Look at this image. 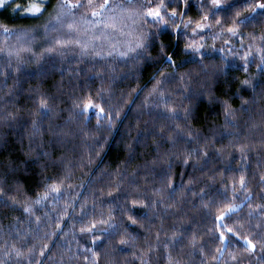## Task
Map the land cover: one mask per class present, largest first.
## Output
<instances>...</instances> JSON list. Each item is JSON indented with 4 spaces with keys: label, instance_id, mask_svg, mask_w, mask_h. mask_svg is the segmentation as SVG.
<instances>
[{
    "label": "trees",
    "instance_id": "16d2710c",
    "mask_svg": "<svg viewBox=\"0 0 264 264\" xmlns=\"http://www.w3.org/2000/svg\"><path fill=\"white\" fill-rule=\"evenodd\" d=\"M15 3L27 6L28 0H10L8 6L0 8V24L29 31L35 39L18 42L15 36L6 37L0 31V49H3L0 51V117L12 113L17 118L0 119V188L4 189L6 197L14 196L20 202L13 205L10 201L9 207L0 205V260L4 264H90L81 255H90L84 252L89 248L98 252V264H264V184L260 183L264 175V70L257 67L261 61L255 49L254 62L244 71L239 56L208 47L203 59V64L208 66L205 74L197 63L190 62L185 52L184 44L189 37L177 35L171 29L161 31L157 24L149 22L142 30L156 33L149 43L152 59L139 64L116 55L104 59L81 56L79 49L63 56L53 53L37 59L33 53L39 54L49 46L52 37L59 35L45 33L43 27L49 14H54L57 0H49L48 11L39 19L22 15L20 11L13 12ZM198 5L199 0H192L185 19L200 20ZM183 10L181 5L178 11ZM218 18L223 19V14ZM242 31L244 36L233 39L232 47L245 52L246 48L241 49V39L247 45L250 33L257 37L264 34V20L242 26ZM202 42L209 46L214 43L217 48L223 46L222 40L213 41L210 35H205ZM255 43L260 45L261 41L257 39ZM161 44L166 52L173 54L172 67L177 77L184 76L183 82L177 79L169 86L174 102L189 106V102L182 99L185 93L181 88L194 97L190 105L191 127L198 130L201 144L191 146L201 147L203 138L210 142L204 148L209 158L201 159L199 168L186 167L172 159L175 200H168L164 192V203L152 204V200L158 199L154 192L161 187V179L148 173L153 167L166 165L163 162L152 164L156 158L153 141L158 137H146L137 144L138 132L145 128L144 121L149 120L147 114L141 117L139 110L147 89L131 112L126 101L135 97L133 90L146 83L151 88L150 78L158 69L172 70L164 68ZM21 47H30L32 52L20 51L18 58L16 51ZM244 79L251 82L250 86L240 85ZM102 89L107 90L105 98L110 97L112 107L121 111V119L116 120L111 132L106 125L97 131L95 118L87 124L71 118L77 96ZM40 94L49 98L54 111L52 118L41 124V132L33 136L31 125L25 122L36 119L33 113L38 108ZM222 100H227L236 113V129L225 123ZM244 101L247 111L241 110ZM147 127L151 128L152 124ZM230 131H238L239 135L229 137ZM241 145H247L244 159L240 158ZM221 148L223 154L217 156L216 150ZM241 175L247 181V192L240 191ZM134 176L135 183H130ZM61 180V187L66 191L59 201L50 197L48 201L34 203L46 190V182L60 184ZM233 186L237 189L235 194ZM225 190L227 202L222 196ZM248 192L251 193L249 201L241 203ZM72 200L76 201L75 205L67 207ZM133 200L143 201V204L133 206ZM229 202L239 204L240 208L225 223L239 228L257 248L255 253H250L244 250L242 242H234L228 246L224 259L217 261L212 257L219 255L216 249L222 244L215 239L219 231L215 217ZM24 206L31 207L32 215L23 212ZM82 207L93 214L85 217V221L108 219L111 209L113 221L126 226L127 233L121 227L120 235L109 241L102 239L104 234L98 232L96 238L103 247L94 246L93 237L79 231L84 226L80 223ZM129 208L133 211H127ZM129 215L137 219L136 225L130 223ZM57 223L63 231L44 239L46 234L55 231ZM122 237L128 239L129 244L120 248L118 243ZM44 244L49 247L41 256ZM12 245L24 256H5L6 249ZM229 254L236 255L237 260L229 259Z\"/></svg>",
    "mask_w": 264,
    "mask_h": 264
},
{
    "label": "snow or ice",
    "instance_id": "6c2138e0",
    "mask_svg": "<svg viewBox=\"0 0 264 264\" xmlns=\"http://www.w3.org/2000/svg\"><path fill=\"white\" fill-rule=\"evenodd\" d=\"M9 2L10 0H0V8L8 6ZM12 2H15V0H12ZM48 3L49 0H28L27 6L15 3L12 11H20L22 15L39 19L48 11ZM191 3L192 0H57L54 6V14H49V20L43 27L45 33H57L59 35L52 37L49 46L44 48L39 54L33 53V56L37 59H42L45 54L53 53L63 56L68 51L75 52L79 49L81 56L87 55L104 59L105 57L116 55L124 61L131 60L139 64L141 61L152 59L149 52V43L150 37H154L156 33H146L142 30L145 25H149V22H151L157 24L161 31L171 29L177 35L189 37L188 41L184 44L185 52L191 58L190 62L197 63L205 74H207L208 66L203 64V59L207 55L206 49L208 47L219 52L227 50V52L239 56L240 60L243 61L242 66L244 71H247L249 63L254 62L253 49H255L261 61L257 67L264 70V34L257 37L250 33V42L247 45L241 39V49L246 48L247 51L245 52L232 47L233 39L244 36L242 26H248L264 20V0H199L198 14L200 15V20L195 22L190 17L185 19ZM181 5H183L184 10L178 11ZM221 13L223 14V19L218 18ZM178 19L179 22H177ZM214 28L216 30L212 31ZM0 31L6 37L15 36L18 42L23 40L27 43L35 39L31 32L24 29H12L5 24H0ZM205 35H210L213 41L217 39L222 40L223 46L217 48L214 43L210 46L206 45L202 42ZM117 36L125 37V39H115ZM225 36L228 38L225 39ZM257 39L261 41L260 45H256ZM0 51H3V49H0ZM20 51L32 52V49L30 47H21L16 51L18 58ZM160 51L162 60L166 62L164 68H172V70L169 72L163 68L158 69L150 78L152 82L151 88H148L146 83L140 88L133 90L136 94L135 97L132 100L126 101L129 106L128 111L131 112L132 106L136 104V100L147 89V94L144 95V99L139 105V110L141 117L147 114L149 120L144 121L145 128L138 132L136 140L137 144H140L146 137H158V140L153 141L156 158L152 161V164L155 166L163 162L166 165L158 169L153 167L148 173L150 176H159L161 179V187L157 188L154 192V195L158 199L152 200V204L164 203L165 196L162 195L164 192H167L166 198L168 200H175L177 190L172 181V159L175 158V160L181 161L186 167L199 168L201 167V159L206 161L209 158V153L204 148L210 142L208 138H203V145L201 147L191 146L192 144H201L198 130L194 131L191 127L193 113L190 105L194 97L193 95L186 94L187 90L181 88V92L185 93L182 99L187 100L189 106L186 107L183 103L174 102V94L169 91V86L177 79L183 82L184 76L177 77L176 69L172 67L175 64L173 54L166 52L163 44H161ZM11 54L9 52V55ZM197 56L200 57L199 60L195 59ZM239 83L244 87L251 84L248 79L241 80ZM106 92V89H102L94 94L88 93L77 96L73 101L74 112L71 118L82 120L85 124L89 123L92 118H95L97 131L106 125L109 132H111L116 120L121 119V111L112 107L110 97L108 99L105 98ZM48 99L46 95L40 94L37 100L38 108L33 113L36 119L25 122L31 125L33 136L41 132V124L45 120L52 118L54 110L49 104ZM221 103L223 105L226 125H231L233 129H236L238 126L234 123L236 120L235 111L227 100H222ZM246 104V101L241 104L242 111H247ZM105 105H108V107L106 108ZM123 118L126 119L127 116L125 115ZM0 119L8 121L16 120L17 118L12 113H7L3 117H0ZM149 123L152 124L151 128L147 127ZM56 135H59V133H56ZM227 135L229 137H237L239 132L230 131ZM167 144L171 146L165 148L164 146ZM246 148L247 145L239 147L241 159L246 158ZM179 149H182V151L178 152ZM222 154L223 148L216 150L217 156ZM190 161H194V163L190 165ZM67 178L64 177V179ZM192 182V180H189V183ZM130 183H135V176ZM260 183L264 184V175L260 177ZM62 184L63 180L60 181V184H49L46 182L44 185L46 190L43 195L36 197L34 203L39 204L42 201H48L50 197L54 201H59L63 192L66 191V189H62ZM239 185L241 192H247V181L243 175L239 178ZM226 191L222 193L225 202L228 201ZM232 192L234 194L237 193L235 186L232 187ZM250 197L251 193L248 192L247 195L243 196L241 203L249 201ZM233 198L237 197L234 196ZM113 199H116V197H113ZM10 201L13 205L20 203L14 196L6 197L4 189L0 188V205L9 207ZM75 203L76 201L72 200L67 207H72ZM138 203L143 204V201H132L133 206ZM67 207L64 209L65 215H67ZM239 208V204L226 203L224 209L215 217V227L219 230L215 239L221 242L222 247L216 249L219 255L213 256V260L219 261L224 259V253L227 251L228 246L234 242H242L245 251L255 253L257 248L256 243L252 239H249L248 236L242 235L239 228L234 229L225 223V221L231 220L232 215ZM127 211L131 212L133 209L129 208ZM23 212L32 215L30 206H24ZM92 215V213L87 212L82 207L80 223L84 226L79 231L82 235L85 233L91 235L93 237L91 243L94 246L103 247V244L98 243L96 238V233L98 232L104 234L102 239L109 241L115 239L116 235H120L119 230L121 227H124V231L127 233L126 226L113 221L111 209L108 212V219L97 220L93 218L85 221V217ZM252 215L253 213L250 212L249 216ZM128 220L132 225L138 223L133 215H129ZM36 223L39 225V217L36 218ZM105 225L107 226L105 227ZM239 227L242 228L243 226L240 225ZM62 231L63 229L57 223L55 231L46 234L44 239H47L48 235L55 236ZM157 239H159L158 235ZM128 244L129 240L122 237L119 240L118 247L123 248ZM196 246L195 237H193V247L195 248ZM48 247V244L42 245L41 256L46 254L45 250ZM84 252L90 253V255L81 253L84 261H88L90 264H98V252L89 248H85ZM11 254H15L17 257L24 256V253L16 248L15 245L6 249L4 253L5 256ZM229 259L235 261L237 260V256L229 254ZM0 264H4V262L0 260Z\"/></svg>",
    "mask_w": 264,
    "mask_h": 264
}]
</instances>
